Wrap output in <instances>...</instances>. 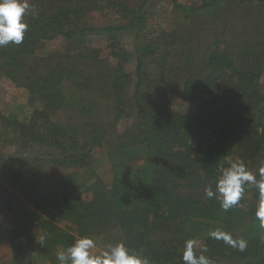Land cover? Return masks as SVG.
<instances>
[{
  "label": "trees",
  "instance_id": "1",
  "mask_svg": "<svg viewBox=\"0 0 264 264\" xmlns=\"http://www.w3.org/2000/svg\"><path fill=\"white\" fill-rule=\"evenodd\" d=\"M147 2L28 0L23 42L0 46V93L3 78L29 93L0 110L1 141L14 147L0 154V214L13 215L0 226L12 249L3 264H59L86 236L150 264H184L188 240L213 264H264L258 191L247 185L227 211L205 195L221 167L239 160L258 176L264 161V0ZM176 95L190 114L174 110ZM104 149L111 187L95 172Z\"/></svg>",
  "mask_w": 264,
  "mask_h": 264
},
{
  "label": "clouds",
  "instance_id": "2",
  "mask_svg": "<svg viewBox=\"0 0 264 264\" xmlns=\"http://www.w3.org/2000/svg\"><path fill=\"white\" fill-rule=\"evenodd\" d=\"M29 11L35 15V10L28 0H0V46H7L9 43L19 45L23 42L28 25L22 22V18ZM247 185L258 191L255 217L260 227L264 228V161L260 163L258 176L239 160L228 167H221L215 180V191L209 186L205 189V195L209 199L217 198L221 207L227 211L239 203ZM208 235L241 252L247 247L245 240L233 239L230 233L221 230L210 231ZM95 247L96 243L91 237H82L58 252L57 260L59 264H150L147 257L141 258L123 243L109 245L106 251L98 254L92 252ZM204 252H207V248L197 255L194 251V241H186L182 255L184 264H213Z\"/></svg>",
  "mask_w": 264,
  "mask_h": 264
},
{
  "label": "rangeland",
  "instance_id": "3",
  "mask_svg": "<svg viewBox=\"0 0 264 264\" xmlns=\"http://www.w3.org/2000/svg\"><path fill=\"white\" fill-rule=\"evenodd\" d=\"M169 10L166 11H161L159 16L157 15L156 20H158L157 23H161V25H166L168 21H166V16L168 15ZM97 23L105 20L98 19L96 20ZM98 44L100 43L101 45H106V42H100V40L97 42ZM125 46L130 50L132 49V39L126 38L124 40ZM61 46V42L54 43L48 45L47 50H53L57 49ZM262 83L264 84V76L262 78ZM26 104L28 105L29 103V93L26 89L17 87L12 81H10L7 78H3L1 82V93H0V110L1 111H7L9 106L12 104ZM173 108L176 111L185 113V114H190L194 109L193 105L182 100L179 98L177 95L174 97L173 101ZM65 116L64 112L60 113L57 115V120L63 119ZM123 124L119 126L120 130H122ZM14 152V147H6L1 141L0 137V154H12ZM105 153L104 155L101 156L103 163L98 165L96 164V174L100 177V179L108 186L111 187L113 183V176H112V166L110 161L107 159L106 155V149L103 150ZM47 172L52 174L53 176H58L63 174L64 171H59L55 168H47ZM83 198L86 200L91 199V193L85 192L83 193ZM13 220V215L9 212H5L3 214H0V226L1 227H10L11 223ZM62 226H70L71 229H75V224L71 221H66L62 223ZM32 233L35 235H38L41 237V233L39 232L38 228H34L32 230ZM74 233L77 234V232L74 230ZM80 239V238H79ZM100 241L95 242L96 247L92 249V252L94 254H98L102 251H106L107 247L101 243ZM12 261V249H11V244L8 241H0V264L3 263H10ZM45 264H51L50 262H46Z\"/></svg>",
  "mask_w": 264,
  "mask_h": 264
},
{
  "label": "water",
  "instance_id": "4",
  "mask_svg": "<svg viewBox=\"0 0 264 264\" xmlns=\"http://www.w3.org/2000/svg\"><path fill=\"white\" fill-rule=\"evenodd\" d=\"M154 0H148L145 9H148L151 7V5L153 4Z\"/></svg>",
  "mask_w": 264,
  "mask_h": 264
}]
</instances>
